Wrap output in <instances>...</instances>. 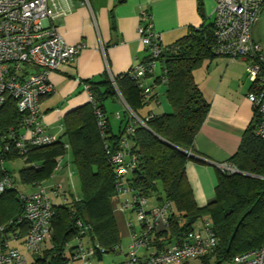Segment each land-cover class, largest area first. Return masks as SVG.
I'll return each mask as SVG.
<instances>
[{"label":"trees","instance_id":"1","mask_svg":"<svg viewBox=\"0 0 264 264\" xmlns=\"http://www.w3.org/2000/svg\"><path fill=\"white\" fill-rule=\"evenodd\" d=\"M213 26L212 22L189 29L172 44L163 46L156 59L160 62L161 74L154 81H164L169 111L158 114L149 111L147 116H141L139 110L152 99L151 87L144 85L150 89L149 97L144 99L143 87L130 71L113 78L103 74L100 81L85 82L91 99L64 115L62 132L55 134L52 143L28 145L21 153L16 141L24 131L23 114L18 111L15 100L6 97L0 106V181L7 177L11 185L0 191L3 239L9 237L11 242L19 228L20 233H26L27 222L18 220L24 208L22 195L30 192L23 188H34L49 179L59 159L68 155L77 170L80 193H60L61 201L52 202L50 246L42 256L35 254V261L37 264L77 261L72 250L78 236L88 237L87 241L96 242L104 249L103 253L100 250L96 253L98 260L104 253L117 250L121 238L113 205L122 200L115 191V166L110 162V154L125 137L136 165L130 176L125 177L131 191L124 195V200L130 201L137 195L154 197L158 204L169 202L170 205L168 228L151 232V241L163 246V240H177L198 221H201L198 227L208 221L218 237V244L214 251L201 257L202 264H223L232 261L235 254L264 244V139L255 134V113L242 133L236 152L226 161L237 171L223 172L218 168L211 200L198 205L186 176L187 162L195 159L191 153L195 135L209 111V103L193 78V70L205 58L219 56L212 48ZM147 58L143 62H147ZM151 74L153 71L144 76ZM118 96L124 99L130 112L124 126L114 134L104 103ZM96 109L100 116L96 115ZM98 122L103 125L102 131ZM129 127L132 128L130 133L127 132ZM17 159H22L23 164L18 168L16 181L4 164ZM77 221L91 223L92 232L87 236L80 234ZM73 240L75 244L66 252L67 244ZM211 258H214L212 262Z\"/></svg>","mask_w":264,"mask_h":264},{"label":"built area","instance_id":"2","mask_svg":"<svg viewBox=\"0 0 264 264\" xmlns=\"http://www.w3.org/2000/svg\"><path fill=\"white\" fill-rule=\"evenodd\" d=\"M214 43L216 54L246 62V74L250 81L247 98L257 115L255 134L264 139V47L252 37V28L259 18L264 0H214ZM56 0H0V106L11 96L18 111L23 114L24 131L19 135L16 146L21 153L26 146L46 145L53 142L55 134L46 131L40 111L41 97L55 89L48 80V74L60 65L73 59L85 47L83 43L68 44L59 31L56 18L64 16ZM137 33L139 41L147 48L148 61L131 69L130 73L143 87V98L147 99L150 89L144 87L143 76L154 70L156 59L163 51L161 34L153 29L150 14L141 10ZM87 90V86H85ZM89 99H91L89 95ZM97 116L100 111L95 110ZM118 116V114H117ZM137 121L141 122L136 118ZM102 131V123L98 122ZM127 132H132L128 128ZM129 141L122 137L117 149L110 154V162L115 166V191L118 197L131 191L125 177L136 165L135 155L129 152ZM107 152H110L107 150ZM223 172H236L228 162L217 163ZM11 185L9 178L0 181V191ZM55 188V187H53ZM57 191L43 183L34 190L24 193L23 213L18 220L27 222L22 244L26 251L38 254L41 245L51 236L53 216L52 195ZM148 197L133 195L131 200L118 201L116 207L124 212L132 208L136 219L142 224L138 234H132V242L126 257L117 264H171L202 257L214 251L218 244L208 221L194 227L174 241L168 248L139 255L138 250L146 246L151 232L168 228L169 202H162L146 208ZM120 203V206H119ZM77 230L83 236L92 232L89 222L77 221ZM0 227V264H28L27 255L11 245L10 238L3 239ZM73 258L81 264H88L96 253L104 249L96 242H84L80 236L75 239ZM233 264H264V244L259 248L235 254Z\"/></svg>","mask_w":264,"mask_h":264},{"label":"crops","instance_id":"3","mask_svg":"<svg viewBox=\"0 0 264 264\" xmlns=\"http://www.w3.org/2000/svg\"><path fill=\"white\" fill-rule=\"evenodd\" d=\"M56 1L66 12L64 16L55 19L64 40L68 44L85 45L77 56L48 74V80L55 90L40 99L42 124L47 132L57 135L62 132L64 115L89 101V93L85 89L86 81H100L103 74L113 78L131 71L147 58V48L141 44L137 33L141 10H147L150 14L153 29L161 34L163 46L172 44L191 28H199L214 21V0ZM251 33L253 39L261 44L263 36L260 15ZM245 66L244 60L216 55L213 58H205L193 70V78L209 103V111L194 138L191 153L195 159L188 161L185 169L198 205H204L213 198L218 172L217 163L226 162L236 152L244 129L253 119V106L247 98L250 81L246 79ZM159 74L160 62H156L153 74L142 79L145 85L151 87L153 96L139 110L141 116H147L149 111L158 114L170 110L166 98V103L162 101L165 97L164 81L160 83L154 81ZM104 109L112 133L117 134L130 112L126 102L119 96L108 99L104 103ZM63 158L59 159L53 173L45 181L50 189L57 187L61 190L57 192L58 195H52V199L59 197L68 186L73 188L71 192L74 195L80 193L79 190H75L73 175L70 172L72 164L69 161L64 162ZM25 188L24 191L35 189ZM64 192L69 193L67 190ZM125 198L126 196H121L120 200L123 201ZM151 200L153 202H150ZM157 204L158 201L154 197H149L146 208ZM129 213L134 211L126 209L115 218L120 238L128 236L130 238L128 249L132 242V234H138L133 230L132 222L125 218ZM200 223L201 221H198L194 227H198ZM141 228L140 223V230ZM24 234L20 233V228L17 229L10 243L27 255L28 264H37L36 256L28 253L22 244ZM82 240L86 242L88 237ZM174 241L175 239L163 240V246L150 241L138 250V254L143 256L168 248ZM74 244H67L65 251L67 252ZM121 245L122 241L117 250L109 253L117 255L123 253V257L121 256L116 263L110 260V264H117L126 257L128 249L123 250ZM49 246L50 238L41 245L38 255L42 256L43 251ZM109 253H104L101 260ZM195 259L201 260V257L190 260ZM190 260H177L171 264H186Z\"/></svg>","mask_w":264,"mask_h":264},{"label":"rangeland","instance_id":"4","mask_svg":"<svg viewBox=\"0 0 264 264\" xmlns=\"http://www.w3.org/2000/svg\"><path fill=\"white\" fill-rule=\"evenodd\" d=\"M260 27H261V32H262L261 34L263 36L262 37L263 40L261 41V45L264 47V4H263L261 12H260ZM245 71H246V69H245ZM246 79L249 81V78H248L247 74H246ZM162 101L164 103H166L165 97L162 98ZM63 160H64V162H67L70 159L68 157H64ZM22 164H23V160L22 159H17L14 162L5 163L4 165L8 169H10V171H12L13 179L17 181V171H18V168L20 166H22ZM70 172H72V175H73V180H74V183H75V190H79V181H78V176H77V170H76V168L73 165H72V167L70 169ZM42 183L44 185L48 186L47 182L44 181ZM18 188L20 189L21 186L18 185ZM27 188L28 187H26L25 189H27ZM68 188L70 189L69 191H68ZM68 188H64L62 193H66V192H64L65 190H67V192H71V189H73L71 186L70 187L68 186ZM59 190L60 189H58L57 187L54 189V191L61 192V190L60 191ZM52 201H53V203H58V202L61 201V198L60 197H54L52 199ZM150 202H153V201L151 200ZM119 206H120V203H119ZM123 213L124 212L120 211L119 207H116V203H115L113 205V215L115 216V218L117 216L123 214ZM125 218L132 222V224L134 225L133 230H135V232L139 233L140 223L136 220L135 213L126 214ZM121 241H122V245L121 246H122L123 250L124 249L127 250L128 249L127 247L129 245V242H130L129 236L121 238ZM74 242H75L74 240L71 241L70 245L74 244ZM121 256L123 257V253H121L119 255L113 254V253H109V254H105V257L102 260H98L96 258L90 259V262L88 264H110V260H113L116 263L117 260L121 259L120 258ZM69 264H81V263L79 261H72ZM181 264H183V263H181ZM186 264H202V262H201L200 259H195V260H190ZM223 264H232V262L231 261H225Z\"/></svg>","mask_w":264,"mask_h":264}]
</instances>
